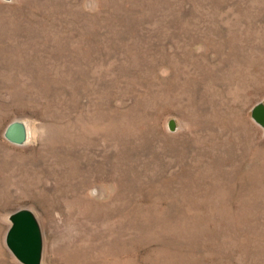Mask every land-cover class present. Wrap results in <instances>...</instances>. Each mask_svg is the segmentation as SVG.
Instances as JSON below:
<instances>
[{
    "label": "rangeland",
    "instance_id": "374dc122",
    "mask_svg": "<svg viewBox=\"0 0 264 264\" xmlns=\"http://www.w3.org/2000/svg\"><path fill=\"white\" fill-rule=\"evenodd\" d=\"M259 103L264 0H0V264H264Z\"/></svg>",
    "mask_w": 264,
    "mask_h": 264
},
{
    "label": "water",
    "instance_id": "95a60500",
    "mask_svg": "<svg viewBox=\"0 0 264 264\" xmlns=\"http://www.w3.org/2000/svg\"><path fill=\"white\" fill-rule=\"evenodd\" d=\"M252 116L258 124L264 125V104H257ZM6 137L12 143L23 144L27 140L26 127L14 121L7 127ZM11 220L6 239L9 249L23 264H41L43 236L34 214L27 209L19 210L12 214Z\"/></svg>",
    "mask_w": 264,
    "mask_h": 264
},
{
    "label": "bare ground",
    "instance_id": "6f19581e",
    "mask_svg": "<svg viewBox=\"0 0 264 264\" xmlns=\"http://www.w3.org/2000/svg\"><path fill=\"white\" fill-rule=\"evenodd\" d=\"M26 131H27V139H28V137L30 136V132H29V130H28V127L26 126Z\"/></svg>",
    "mask_w": 264,
    "mask_h": 264
}]
</instances>
